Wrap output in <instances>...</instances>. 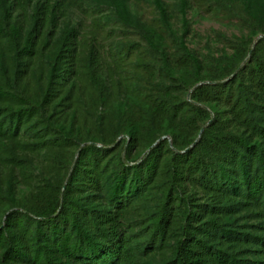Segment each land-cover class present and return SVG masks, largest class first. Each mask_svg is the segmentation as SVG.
Instances as JSON below:
<instances>
[{
	"label": "trees",
	"instance_id": "trees-1",
	"mask_svg": "<svg viewBox=\"0 0 264 264\" xmlns=\"http://www.w3.org/2000/svg\"><path fill=\"white\" fill-rule=\"evenodd\" d=\"M152 3L159 31L110 0L138 39L105 50L0 0V264H264V0H178L181 34ZM195 3L247 38L204 63Z\"/></svg>",
	"mask_w": 264,
	"mask_h": 264
},
{
	"label": "rangeland",
	"instance_id": "rangeland-1",
	"mask_svg": "<svg viewBox=\"0 0 264 264\" xmlns=\"http://www.w3.org/2000/svg\"><path fill=\"white\" fill-rule=\"evenodd\" d=\"M153 0H126L127 10L132 18L147 26H152L158 30L159 11L152 3ZM178 0H160L165 4L167 13L170 15V26L173 31L178 34L182 32V14L174 7ZM105 0H50V3L61 4L63 6L64 16L59 21H68L71 25L76 26L81 34H84L86 39L95 34L97 43L103 45L107 50V44L111 41H121L124 37H129L131 40L137 41L138 37L134 35L133 29H125L119 23L115 22L114 10ZM16 15L19 11L14 12ZM32 10L29 9L26 14L31 15ZM99 17L104 22L102 32L95 30L92 24V19ZM184 19L189 24V30L186 34V44L194 51L198 57L208 63L211 59L219 57L224 52L230 53L231 49L227 41L237 39H246L248 31L240 26L225 22L215 16L204 12V9L197 3L194 8L187 10ZM110 36L108 40L104 38ZM106 56L103 55V59ZM40 163H35L37 174L40 171ZM5 170L1 169V173L5 174ZM19 188L26 190L24 186Z\"/></svg>",
	"mask_w": 264,
	"mask_h": 264
}]
</instances>
